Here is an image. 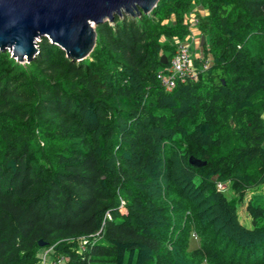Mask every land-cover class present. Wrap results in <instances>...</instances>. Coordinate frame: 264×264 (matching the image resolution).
<instances>
[{"label":"trees","instance_id":"1","mask_svg":"<svg viewBox=\"0 0 264 264\" xmlns=\"http://www.w3.org/2000/svg\"><path fill=\"white\" fill-rule=\"evenodd\" d=\"M197 4L210 64L166 89ZM95 31L82 60L47 37L30 62L0 51V264L49 247L63 264H264V0H158Z\"/></svg>","mask_w":264,"mask_h":264},{"label":"water","instance_id":"2","mask_svg":"<svg viewBox=\"0 0 264 264\" xmlns=\"http://www.w3.org/2000/svg\"><path fill=\"white\" fill-rule=\"evenodd\" d=\"M158 0H0V51L9 50L21 63L38 53L47 37L72 60L89 56L96 44L95 26L116 15L148 13ZM205 36L201 35V45ZM164 62V57L162 58ZM193 165L204 161L190 156ZM43 246L44 241L39 240Z\"/></svg>","mask_w":264,"mask_h":264},{"label":"built area","instance_id":"3","mask_svg":"<svg viewBox=\"0 0 264 264\" xmlns=\"http://www.w3.org/2000/svg\"><path fill=\"white\" fill-rule=\"evenodd\" d=\"M199 11L197 8L192 9L186 17V22L189 25L190 34L189 36L195 40V46L199 45L201 47V37L200 34L196 36L193 33L194 28L198 25V14ZM203 53L198 57H202ZM194 58L190 53L189 46L183 39H175V50L174 54L170 59L169 64L164 68L158 71L157 77L160 79L161 83L165 86L166 89H171L177 79L182 81L191 79L195 80L198 78L201 70L208 68L210 64V59L204 60L201 64L196 65ZM218 186H222L218 184ZM86 242V240H84ZM53 248H46L40 255V264H63L64 258L60 255L53 256L51 253Z\"/></svg>","mask_w":264,"mask_h":264},{"label":"rangeland","instance_id":"4","mask_svg":"<svg viewBox=\"0 0 264 264\" xmlns=\"http://www.w3.org/2000/svg\"><path fill=\"white\" fill-rule=\"evenodd\" d=\"M196 6H200V4H197ZM198 11H200L198 9ZM183 41L186 42L189 46V49H190V53L193 57H197L200 55V52L202 51L201 47H199V45H196L195 46V40L192 39L191 36H185L183 38ZM262 116L264 118V112L262 113ZM226 193L230 196L231 195V190L229 188H226ZM238 214H239V218H240V221L246 225V226H251V219H250V216L248 215L246 209H245V205L242 204L240 206H238ZM194 239H192V242H191V247L193 246H196L198 243H197V239H195V237H193ZM44 250V249H43ZM40 261V259H39ZM40 264V263H38Z\"/></svg>","mask_w":264,"mask_h":264},{"label":"crops","instance_id":"5","mask_svg":"<svg viewBox=\"0 0 264 264\" xmlns=\"http://www.w3.org/2000/svg\"><path fill=\"white\" fill-rule=\"evenodd\" d=\"M197 9L200 10V11H199L200 14H204V13L206 12V9L203 8L202 6H198ZM193 33L196 34V36H197L198 34H200L198 28H194ZM201 52H202V51H201ZM201 52H200V54H201Z\"/></svg>","mask_w":264,"mask_h":264},{"label":"clouds","instance_id":"6","mask_svg":"<svg viewBox=\"0 0 264 264\" xmlns=\"http://www.w3.org/2000/svg\"><path fill=\"white\" fill-rule=\"evenodd\" d=\"M201 37V36H200Z\"/></svg>","mask_w":264,"mask_h":264}]
</instances>
